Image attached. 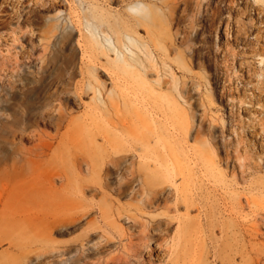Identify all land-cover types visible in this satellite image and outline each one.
Instances as JSON below:
<instances>
[{
    "label": "rangeland",
    "instance_id": "374dc122",
    "mask_svg": "<svg viewBox=\"0 0 264 264\" xmlns=\"http://www.w3.org/2000/svg\"><path fill=\"white\" fill-rule=\"evenodd\" d=\"M261 9L0 0V171L2 157L57 158L46 188H70L57 194L66 211L90 209L40 237L13 215L0 225V264H264ZM137 10L153 16L150 31L117 24ZM65 59L84 73H61ZM93 155L112 169L81 163Z\"/></svg>",
    "mask_w": 264,
    "mask_h": 264
},
{
    "label": "bare ground",
    "instance_id": "6f19581e",
    "mask_svg": "<svg viewBox=\"0 0 264 264\" xmlns=\"http://www.w3.org/2000/svg\"><path fill=\"white\" fill-rule=\"evenodd\" d=\"M264 10L261 9V12ZM143 12V10H142ZM149 15V18L147 16ZM141 15V10L136 12H125L119 16V20H117V24L119 23L123 29H126V26L134 28L133 30L137 29L138 27L145 25L149 27V31L151 27H154V18L149 13H145L143 17ZM104 25V24H103ZM115 26V25H114ZM117 28V27H116ZM115 28V30H117ZM157 34V33H156ZM150 39L148 41H157L159 37H155L151 35L150 32ZM120 43V39H119ZM42 44H37L33 47L35 51L40 49ZM62 48V47H60ZM108 50H110L108 48ZM31 57V56H29ZM35 57H31V60L34 61ZM125 59L123 60V64L125 65ZM67 64V65H66ZM62 67H60V71L63 74H69V76H73L76 73L83 74L84 71L81 69H76L74 67L68 66V59H65L63 63H61ZM65 65V67L63 66ZM125 67L122 65L121 70H124ZM96 72H100L96 67L94 69ZM43 67H41L40 71L38 72L40 76L43 73ZM112 73H115L113 71ZM116 153L112 154V156H116ZM10 157H2L1 163L4 165L1 167L0 171V179L3 181L0 184V205L2 206L0 210V214L3 215V220L0 222L1 226L7 227L9 226L10 219L13 215L18 214L20 218H23L22 226L27 228L31 233L36 236H41V230L46 227L48 230L51 228L58 229L61 222V219H70L69 224L73 225L76 224L79 220H81L80 216L84 214H88L90 209L83 210V212L79 213H72L69 209L68 211L64 210L67 208L66 204L58 199L57 194L62 190L69 191L70 188H64L58 190L47 189L48 187L54 186L55 180H57V174L59 173L61 166L57 165V158L46 160L40 159L39 156L37 158L20 155L18 158L11 160L8 162ZM116 160V159H115ZM91 161H95L100 163L105 167V170L108 172L112 169L110 166L109 158L107 157H98V156H89L83 158L81 163L89 164L91 170L95 171L93 167V163ZM42 162V163H41ZM29 166V167H28ZM117 170H120L119 167H116ZM126 168V167H123ZM9 170H13V175H6L10 174ZM50 173L52 176H45L46 173ZM88 188H93L89 185ZM47 187V188H46ZM95 187V186H94ZM129 187L128 184L120 183V188L123 192L127 190ZM98 188V187H97ZM100 189V188H98ZM95 189V193H98L99 190ZM19 199V204L17 205V200ZM27 215H31L33 220L27 217ZM51 217L52 220L47 222L43 225L41 222H38L37 219ZM17 244L12 242L9 243V247H15ZM42 255V253L40 254Z\"/></svg>",
    "mask_w": 264,
    "mask_h": 264
}]
</instances>
